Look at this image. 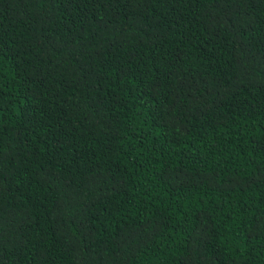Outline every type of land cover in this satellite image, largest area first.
I'll use <instances>...</instances> for the list:
<instances>
[{"label":"trees","instance_id":"trees-1","mask_svg":"<svg viewBox=\"0 0 264 264\" xmlns=\"http://www.w3.org/2000/svg\"><path fill=\"white\" fill-rule=\"evenodd\" d=\"M0 264H264V0H0Z\"/></svg>","mask_w":264,"mask_h":264}]
</instances>
